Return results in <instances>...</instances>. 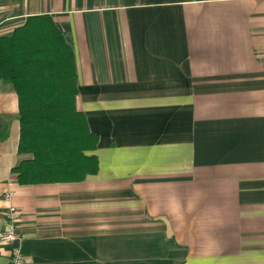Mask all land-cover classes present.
Wrapping results in <instances>:
<instances>
[{
  "label": "crops",
  "instance_id": "1",
  "mask_svg": "<svg viewBox=\"0 0 264 264\" xmlns=\"http://www.w3.org/2000/svg\"><path fill=\"white\" fill-rule=\"evenodd\" d=\"M33 17L73 51L98 172L20 184L0 79V232L14 207L24 264H264V0H0V37Z\"/></svg>",
  "mask_w": 264,
  "mask_h": 264
},
{
  "label": "trees",
  "instance_id": "2",
  "mask_svg": "<svg viewBox=\"0 0 264 264\" xmlns=\"http://www.w3.org/2000/svg\"><path fill=\"white\" fill-rule=\"evenodd\" d=\"M0 79L19 97L23 185L81 182L98 172V138L77 109L74 54L50 18L33 17L0 37ZM94 264V263H87Z\"/></svg>",
  "mask_w": 264,
  "mask_h": 264
},
{
  "label": "built area",
  "instance_id": "3",
  "mask_svg": "<svg viewBox=\"0 0 264 264\" xmlns=\"http://www.w3.org/2000/svg\"><path fill=\"white\" fill-rule=\"evenodd\" d=\"M11 194L6 193L5 199L10 200ZM11 225L4 231L0 232V249L9 248L10 252V264H24V259L22 257L20 247L17 245L21 238L16 232L15 223L18 220V212L14 207L10 208L9 211Z\"/></svg>",
  "mask_w": 264,
  "mask_h": 264
}]
</instances>
